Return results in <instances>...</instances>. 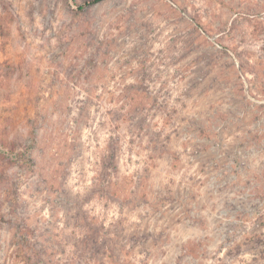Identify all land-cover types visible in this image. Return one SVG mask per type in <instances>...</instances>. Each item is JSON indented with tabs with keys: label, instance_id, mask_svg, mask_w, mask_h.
Returning <instances> with one entry per match:
<instances>
[{
	"label": "rangeland",
	"instance_id": "374dc122",
	"mask_svg": "<svg viewBox=\"0 0 264 264\" xmlns=\"http://www.w3.org/2000/svg\"><path fill=\"white\" fill-rule=\"evenodd\" d=\"M0 0V264H264V0Z\"/></svg>",
	"mask_w": 264,
	"mask_h": 264
},
{
	"label": "trees",
	"instance_id": "16d2710c",
	"mask_svg": "<svg viewBox=\"0 0 264 264\" xmlns=\"http://www.w3.org/2000/svg\"><path fill=\"white\" fill-rule=\"evenodd\" d=\"M103 0H86L83 4L80 5V8H83L85 5L95 4Z\"/></svg>",
	"mask_w": 264,
	"mask_h": 264
}]
</instances>
